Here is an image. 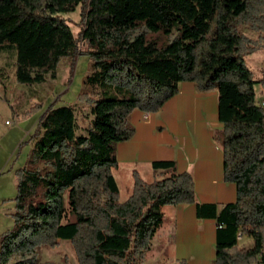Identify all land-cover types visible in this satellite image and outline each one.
Masks as SVG:
<instances>
[{
    "label": "trees",
    "instance_id": "1",
    "mask_svg": "<svg viewBox=\"0 0 264 264\" xmlns=\"http://www.w3.org/2000/svg\"><path fill=\"white\" fill-rule=\"evenodd\" d=\"M76 7L81 29L74 37L61 15ZM157 30L166 39L162 47L146 40ZM258 48H264V0H0V53L13 56L14 83L54 79L67 60V86L77 59L85 57L92 73L84 83L99 90L95 98L76 96L89 106L82 129L73 104L54 105L66 89L38 117L37 161L14 174L12 227L0 235V264H35L38 248L57 246L67 189L68 240L77 264H144L161 209L194 204L193 184L173 169L151 183L132 172L131 193L120 202L112 183L114 148L133 136L129 114L155 113L179 82L192 83L197 93L216 92L221 180L235 187L234 202L215 216L210 264H264V109L254 93L259 85L264 98V73L253 80L244 64ZM103 84L117 95L105 97ZM40 108L32 106L25 118ZM196 209L214 215L212 206ZM240 236L251 244L239 247Z\"/></svg>",
    "mask_w": 264,
    "mask_h": 264
},
{
    "label": "crops",
    "instance_id": "2",
    "mask_svg": "<svg viewBox=\"0 0 264 264\" xmlns=\"http://www.w3.org/2000/svg\"><path fill=\"white\" fill-rule=\"evenodd\" d=\"M94 94L92 98L99 95V90ZM259 100H264L262 93ZM127 120L133 136L115 145L117 167L111 170L113 176L123 166V201L131 193L132 172L151 183L168 176L172 169L175 174L189 175L195 198L194 204L161 209L162 223L144 254V264H210L214 257L215 216L235 200L234 185L221 180L222 153L214 138L222 130L217 119L216 92L197 93L192 83L179 82L176 94L158 111L133 110ZM197 206L214 207V215H197ZM239 241V247L250 245L243 236Z\"/></svg>",
    "mask_w": 264,
    "mask_h": 264
},
{
    "label": "rangeland",
    "instance_id": "3",
    "mask_svg": "<svg viewBox=\"0 0 264 264\" xmlns=\"http://www.w3.org/2000/svg\"><path fill=\"white\" fill-rule=\"evenodd\" d=\"M61 17L67 21L72 35L76 37L81 29L79 8L76 7L72 12L63 14ZM239 31L251 40L257 37L256 33L243 27ZM146 40L154 41L159 47L166 44L165 36L160 30L147 34ZM244 64L250 71L252 79L259 80L264 73V48H258L246 56ZM90 74L89 61L85 57H80L75 63L67 86H65L68 78L67 60L59 62L54 79L46 75L45 81L39 85H17L13 80L12 54L10 52L0 53V235L12 227L9 215L13 211L12 200L15 195L14 174L16 170L28 168L37 161L32 149L35 143L33 134L38 117L48 105L52 104L54 98L66 89V94L61 96L54 105L58 107L73 104L76 122L80 129L84 128L90 119L89 106L77 101L76 96L78 94H86L89 97L95 95L96 89L84 83L85 78ZM100 88L102 92H105V97L117 95V91L110 86L103 84ZM254 93L255 99L259 100L261 97L259 85L254 86ZM34 105H40V110L25 118L24 112ZM4 122H8L9 125H5ZM113 182L118 186V199L122 202L123 166H119L118 170L113 173ZM67 192L68 189L61 196L57 246L54 249L44 246L38 248L35 264H77L68 240L72 232L73 219L70 218L72 208L66 199ZM68 219L69 224H67ZM241 237H238V246L241 244L239 241Z\"/></svg>",
    "mask_w": 264,
    "mask_h": 264
},
{
    "label": "built area",
    "instance_id": "4",
    "mask_svg": "<svg viewBox=\"0 0 264 264\" xmlns=\"http://www.w3.org/2000/svg\"><path fill=\"white\" fill-rule=\"evenodd\" d=\"M259 105H260L261 108L264 109V100H259ZM4 124H5V125H9L8 122H4Z\"/></svg>",
    "mask_w": 264,
    "mask_h": 264
}]
</instances>
